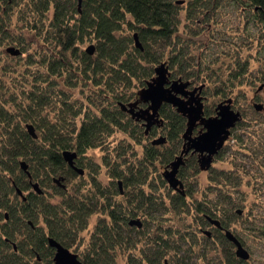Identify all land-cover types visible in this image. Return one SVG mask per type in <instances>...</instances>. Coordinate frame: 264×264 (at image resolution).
Segmentation results:
<instances>
[{"label":"trees","instance_id":"16d2710c","mask_svg":"<svg viewBox=\"0 0 264 264\" xmlns=\"http://www.w3.org/2000/svg\"><path fill=\"white\" fill-rule=\"evenodd\" d=\"M227 10L246 20L242 37H255L250 38L252 43L258 41L264 48V0H83L80 9L76 0H0V264H55L50 239L70 249L77 246L75 252H80L77 241L95 215L98 223L79 255L84 264H117L121 255L125 264H164L169 249L182 246L172 227H150L164 215L210 216L234 233L231 223L241 213H233L236 204L231 197L219 196L222 209L209 200L190 204L194 194L171 190L162 174L182 152L187 119L164 104L162 122L147 135L144 122L120 107L137 101V93L163 63L173 80L181 78L191 86L200 81L207 97L211 85L204 72L207 56L201 47L200 56L192 57L181 27L186 24L189 37L211 34ZM15 15L20 23L13 21ZM197 23L204 26L201 31L193 28ZM26 30L44 39L49 51L43 56L29 54L18 70L10 69L4 61L11 59L20 66L28 51L13 32ZM230 45L236 51L221 52H229L230 61L213 69L216 80L211 83L219 103L232 99L234 108L236 88L248 83L250 60L240 58L241 44ZM90 46L93 54L87 53ZM12 47L21 54H9ZM258 61L260 71L252 81L261 82L264 89V59ZM35 63L39 71L30 75L27 71ZM71 88L92 92L87 99H74L68 93ZM214 111L205 105L204 115ZM28 125L34 126L37 139L29 134ZM118 134L127 138L113 141ZM156 135L165 137L166 143L153 145ZM94 150L104 154L102 163L88 159L86 154ZM65 151L78 155L75 166L83 175L68 165ZM189 161L199 165L195 159ZM103 167L107 184L99 177ZM62 178L64 188L55 182ZM32 183L39 184L41 195ZM132 220H140L142 227L130 225ZM261 224L250 230L264 240ZM217 239L226 253L223 264H250L251 259L237 257L233 243L221 231ZM184 257L177 256L175 264H198Z\"/></svg>","mask_w":264,"mask_h":264},{"label":"rangeland","instance_id":"374dc122","mask_svg":"<svg viewBox=\"0 0 264 264\" xmlns=\"http://www.w3.org/2000/svg\"><path fill=\"white\" fill-rule=\"evenodd\" d=\"M221 15V18L223 17L221 23L219 22L220 24L216 26V29L213 30L211 34L204 32L199 36L189 37V34L187 35L185 31L187 29L185 28L186 24L183 23L181 27L182 39L190 42V50L194 52L192 57L200 56L202 51L199 50V48L201 47L203 49V54L207 56L204 64V72H206L205 76L211 85L208 86V89H206L207 92H205V94L208 95V101L205 105L213 108V111L220 102L219 97L215 93L214 87L216 86L211 83L216 80L213 75L215 73L213 69H217L220 64L223 65L224 61H230V59H228L229 52L221 53L227 51L229 48L232 50V53H235L236 50L231 48L230 44L238 42L242 45L243 49L239 50L240 58L245 62L246 60H250V73L248 76V83L237 87L234 92L236 95L234 96L235 107L233 109L235 111H240L243 119L239 122L237 128L233 130L230 139L223 148L224 150L216 158L210 170L206 172L201 171L199 165L194 167L192 161H187L186 165L181 168V173H183V175L182 177H180V175L179 178L182 184H184V190L191 191L194 194L192 198H189L190 204H195L197 201L208 202L209 200L214 206L218 205V207L222 209L223 206L221 202L223 199H220L219 196L223 195L232 198L233 203L236 204L233 213L235 214V211H241V215L235 214L236 216L231 223V228L242 241L244 240L245 248L251 254L250 264H264V240L256 238L258 233L255 231L252 233L250 230L253 225H259V221H262L263 225H261L262 227L264 226V110L257 113L253 107V102L256 99L258 103L264 105V89L257 92L259 86L262 84L259 81L257 83L252 81L257 78V74L260 71L258 59H264V48L259 45L258 41L252 43L250 40L252 37L249 35H247V37H250L249 39L242 37L246 32L243 30L246 20H244L242 14L239 12L232 13L231 10H227L222 11ZM51 16L52 13L49 14V17ZM12 19L15 23H20L18 15L13 16ZM203 27L204 26L197 23L194 24L193 28L200 29L201 31ZM250 32L253 33L254 31L251 29ZM13 34L16 35L19 40H23V45L28 51L24 54V60L20 66H15L16 62L10 59V63V60L6 59L4 62L7 66L10 64V69L18 70L24 65L27 55L29 54L36 53L37 55L43 56L46 51H49L44 39L41 40L38 36L29 33L27 30L24 33L15 31ZM252 39L255 40V37ZM224 41L229 45L226 46ZM219 44L223 48H221ZM218 46L220 48H218ZM84 47L87 48L89 45L86 44ZM258 47H261L262 50H259ZM37 65L39 64L35 63L32 65V70L27 72L30 75L35 74L39 71V68H36ZM24 70L25 68L22 67L21 71L23 72ZM15 76H21V74L19 75L16 73ZM6 79L8 80V78ZM14 81L16 80L14 79ZM219 81L220 80H218V82ZM199 82L200 81H196L193 83L190 89L192 90V87L200 86ZM8 83L14 84L12 80ZM16 83L19 84V80ZM81 91L80 89L71 88L68 93L69 96L72 94L74 99H84L87 97L86 95L92 92V90L90 91V89L88 90L87 88L85 91L88 93H81ZM211 116H214V113ZM196 128L195 135L199 134L202 130L201 126H197ZM161 136L162 135H156L153 138L158 139ZM125 138L127 137L118 134L113 138V141L118 142ZM128 141L130 140L127 139L126 142ZM141 151L142 148L139 147L138 152ZM86 155L93 163H102V158L104 157V154L101 153L100 150L90 151ZM104 168L105 167H103L99 173V177L104 184H107L109 178L107 176V169L105 170ZM222 173L226 174V178L223 177L224 175ZM218 177L220 180L216 181ZM73 184L74 181L71 185L73 186ZM52 190H50L51 193L53 192ZM52 201L59 202L60 200L59 198H54ZM226 207L227 206H225V209ZM98 216L99 215H95L91 218L87 231L82 232L81 239L77 241L81 251L78 253L75 252L76 248H78L77 246L70 249L74 254L80 255V253L86 250L87 242L90 239L94 227L98 223ZM159 225H162L164 229L172 227L175 234H177L176 237L180 241V244H182L180 250L178 248L177 250L169 249L170 253L167 256L169 264H175L177 256L178 258H183L185 256V260L189 258L191 262H198V264H223L224 261H227L225 258V250L218 246L219 239L216 237L217 234H215L214 237L217 239L216 244L212 240H208L202 234V230L211 229V227L204 222L202 216L195 214L194 216H177L171 218L170 215H164L163 219L153 220L150 227L155 229V227ZM181 237L184 239V243ZM125 263V259L121 255L117 260V264Z\"/></svg>","mask_w":264,"mask_h":264},{"label":"water","instance_id":"95a60500","mask_svg":"<svg viewBox=\"0 0 264 264\" xmlns=\"http://www.w3.org/2000/svg\"><path fill=\"white\" fill-rule=\"evenodd\" d=\"M78 1V7L80 9L83 0ZM135 41L138 48L142 49L140 41H138L137 35H135ZM8 53L12 56H19L21 51L15 47L9 48ZM88 54L94 53V47L90 46L87 49ZM156 76L147 82V86L141 89L137 93V101L129 104H120L121 109L124 112H128L133 119L137 121H143L146 134L148 135L152 127L159 126L162 122L160 118V110L164 104L173 106L177 112L187 119V130L183 134L184 145L183 151L179 157H177L173 163L167 167L162 173L167 184H169L172 190L184 195V184L179 179V170L184 166L185 155L193 152V154H199V167L201 171L206 172L209 170L214 162V157L222 150L225 143L230 139L231 131L235 129L242 120V114L233 109L232 99H227L226 102L219 103L216 108L215 117H206L204 115V96L201 92L205 85L200 87H194L190 89L191 83L184 81L183 79L173 80L171 79V73L166 63H163L155 69ZM263 89V86L259 87V90ZM146 106L145 108L142 107ZM264 109L262 103L255 105V110L261 112ZM197 126H201L203 130L194 135ZM29 134L37 139L34 126H27ZM165 137L161 136L158 139L153 140V145L161 146L166 143ZM63 156L69 166L75 167V159L78 155L75 152L65 151ZM21 168L28 174V166L25 162L21 163ZM77 168V167H75ZM80 175L84 174L82 169H78ZM64 181L62 179H56L57 184H61ZM32 188L38 193L42 194L43 190H40L39 184L32 183ZM19 195L23 196V192L17 190ZM241 212L239 211V214ZM211 223L220 228L221 224L218 220L209 218ZM130 225H136L141 228L142 223L140 220H132ZM209 234L208 232H206ZM226 237L231 243L235 245L236 255L241 260H250L249 251L242 245L241 241L231 231L226 232ZM49 245L56 249L54 263L55 264H84L79 255L71 252L67 247H64L55 239L49 240Z\"/></svg>","mask_w":264,"mask_h":264},{"label":"flooded vegetation","instance_id":"af4514ba","mask_svg":"<svg viewBox=\"0 0 264 264\" xmlns=\"http://www.w3.org/2000/svg\"><path fill=\"white\" fill-rule=\"evenodd\" d=\"M192 88H194V87H192ZM205 89V87L203 88V90ZM203 90H202V92H201V94L203 93ZM263 89H261V90H258L257 92H259V91H262ZM202 96H204V104L207 102V99H208V97H206L204 94H202ZM254 104L253 105H256V104H259L258 103V100L256 99V100H254V102H253ZM142 107H146V106H143L142 105ZM255 108V107H254ZM264 110V109H263ZM240 112V111H239ZM262 112V111H261ZM215 115H216V108H215V111H214V116H206V117H215ZM242 119H243V117H242ZM242 121V120H241ZM239 123V122H238ZM238 125V124H237ZM236 125V126H237ZM202 130H203V128H202ZM201 130V131H202ZM234 130V129H233ZM232 130V131H233ZM200 131V132H201ZM232 131H231V134H232ZM199 132V133H200ZM194 135H195V132H194ZM198 135V134H197ZM231 136V135H230ZM185 142V141H184ZM184 145V144H183ZM225 145H226V143H225ZM224 145V146H225ZM224 148V147H223ZM222 148V150L214 157V162L216 161V158L220 155V153L224 150ZM182 149H183V147H182ZM183 151V150H182ZM182 153V152H181ZM181 155V154H180ZM179 155V156H180ZM178 156V157H179ZM77 159V158H76ZM76 159H75V161H76ZM189 159L191 160V159H195L197 162H198V164H199V154H197V153H195V154H193V152H190L189 154H187V155H185V157H184V161H185V164H184V166L186 165V163H187V161H189ZM214 162H213V164H214ZM75 164H76V162L74 163V166H75ZM184 166H182V167H184ZM76 167V166H75ZM181 167V168H182ZM212 167H213V165H212ZM211 167V168H212ZM180 168V169H181ZM210 168V169H211ZM209 169V170H210ZM180 171V170H179ZM180 174V173H179ZM179 177V176H178ZM180 179V178H179ZM181 180V179H180ZM58 186L60 187V188H64L65 187V185L63 184H58ZM209 218H211V219H214V218H212V217H210V216H205V218H204V222L207 224V225H209L210 227H211V229H209V230H202L201 232H202V234L208 239V240H212L215 244L217 243V239L216 238H214L215 237V234H217V232L218 231H221L224 235H225V237H226V232L228 231L225 227H220V228H218V227H216L215 225H213L212 223H211V221H210V219ZM215 220V219H214ZM206 232H208L209 234H207ZM216 237H217V235H216ZM226 238H228V237H226ZM229 240V239H228ZM230 241V240H229ZM58 242V241H57ZM61 244V243H60ZM62 245V244H61ZM234 245V244H233ZM64 246V245H63ZM64 247H66V246H64ZM245 247V246H244ZM68 248V247H67ZM234 248H235V245H234ZM69 250H70V248H68ZM236 249L237 248H235V251H236ZM71 251V250H70ZM72 252V251H71ZM55 253H56V249L54 248V255H55ZM250 253V252H249ZM76 255H78V254H76ZM251 255V254H250ZM54 258H55V256H54ZM79 258H80V256H79ZM164 264H169V262H168V260L166 259V261H165V263Z\"/></svg>","mask_w":264,"mask_h":264}]
</instances>
